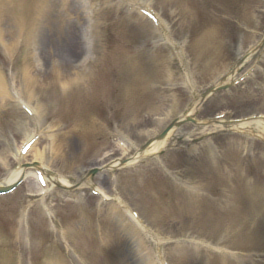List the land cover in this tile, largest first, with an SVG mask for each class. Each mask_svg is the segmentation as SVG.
<instances>
[{
    "label": "rangeland",
    "instance_id": "1",
    "mask_svg": "<svg viewBox=\"0 0 264 264\" xmlns=\"http://www.w3.org/2000/svg\"><path fill=\"white\" fill-rule=\"evenodd\" d=\"M63 0H53V7L55 4H61ZM70 4H77V0H70ZM73 13L80 15L82 20V11L75 10ZM64 15L63 11L54 15V19L56 21H60L62 16ZM1 27H3L4 31L5 26L9 29L8 21L1 20ZM44 27L43 36L47 37L50 41L54 42V29ZM10 34L14 37L15 33L13 29H10ZM5 37L3 38L4 41ZM7 49H11L9 45L3 42ZM19 61L14 60L13 68L9 70L4 79L5 85L7 84L8 87V95L7 98L9 102L6 105L0 104V111L3 109H8L11 105V101L16 96L29 100L30 98L27 95V88L28 83L24 81V76L19 75ZM11 73L14 74L13 77L16 75L21 79L20 83H16L14 79H8L7 75ZM12 82V84H11ZM28 124H24L21 122L15 130L7 129L5 133H0V139L3 138L5 141L4 143L0 142L1 148L5 151L7 158V164L10 167L12 163L15 161V152L17 145H19L20 138H22V133L24 132V127ZM153 127L157 126L156 124H150ZM50 127V126H49ZM51 128V127H50ZM139 129L142 132L145 130L143 129L142 125L134 127V136H140ZM188 131L185 132L184 135H187ZM14 137H18V139H13ZM48 144V142H44L43 145L39 148L38 152L34 155V157L43 150V148ZM10 151V156H9ZM1 152V149H0ZM102 154V153H101ZM105 154H108L105 152ZM0 158L1 155H0ZM0 175H4L3 172L0 170ZM30 190V191H36ZM90 202L99 205L98 202L95 200L90 199ZM103 206V205H102ZM93 210V206L89 205L86 207L87 209ZM99 212H104L103 209H99ZM83 224V225H82ZM90 224V216L87 213L80 214L73 217V221L70 225H53L55 226V231L49 232V240L46 242L42 247L38 246L37 249V257L35 258V264H142L138 254L136 253V248L134 247L131 242L126 239L123 235L122 231L117 225H106L105 218L102 216L98 225H89ZM82 225V226H81ZM46 228L52 227L51 225H44ZM62 226L69 231L70 235H68L69 241L66 242L63 240L56 230ZM168 228V225H165ZM181 227V229H179ZM80 228V229H79ZM169 229L173 230L172 235L169 231H167L169 236H183V237H190L192 234L189 232L182 231L181 225H170ZM206 235L201 236V239L206 241L208 244L212 246H218L219 244L216 243L215 240L217 235L212 232L210 226H207ZM19 232V231H18ZM178 234V235H177ZM254 234V227L248 226L244 233H240L237 235V238L241 236H245L248 240ZM18 238L20 242H23L27 245L26 252L32 251V248L28 245V242L21 233L18 234ZM203 238V239H202ZM232 247H235L236 241L234 238L231 237V240L228 242ZM189 245H183L176 251H172L171 261L173 264H188V258L193 257L196 253L201 254V249L197 247H188ZM6 252L0 253L1 256L5 255ZM184 256L185 258H183ZM226 261L230 264H240L241 262H246V264H263L264 262V251L259 250L255 253H242V252H233L230 257H226ZM233 259V260H232ZM22 264H28V255L22 258ZM10 262L12 259L10 258ZM15 264V263H14Z\"/></svg>",
    "mask_w": 264,
    "mask_h": 264
},
{
    "label": "bare ground",
    "instance_id": "2",
    "mask_svg": "<svg viewBox=\"0 0 264 264\" xmlns=\"http://www.w3.org/2000/svg\"><path fill=\"white\" fill-rule=\"evenodd\" d=\"M19 174H20V173H18L13 179H15ZM13 179H11V180H13Z\"/></svg>",
    "mask_w": 264,
    "mask_h": 264
}]
</instances>
